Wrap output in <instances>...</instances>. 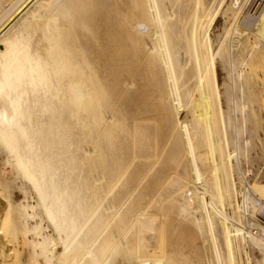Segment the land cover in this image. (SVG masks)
<instances>
[{
    "label": "bare ground",
    "instance_id": "1",
    "mask_svg": "<svg viewBox=\"0 0 264 264\" xmlns=\"http://www.w3.org/2000/svg\"><path fill=\"white\" fill-rule=\"evenodd\" d=\"M207 1L0 0V264H264Z\"/></svg>",
    "mask_w": 264,
    "mask_h": 264
},
{
    "label": "rangeland",
    "instance_id": "2",
    "mask_svg": "<svg viewBox=\"0 0 264 264\" xmlns=\"http://www.w3.org/2000/svg\"><path fill=\"white\" fill-rule=\"evenodd\" d=\"M208 1V14H212L215 10H218V5L221 0ZM233 1L235 2V0H225L224 6H222L219 11L221 12V15L219 13L220 16L218 18L219 24H217V27H215V29L211 31V40H213V42L211 41L213 45L212 50L215 47L213 50L216 57L215 60L219 58L218 55H216L217 50L222 48L223 52L226 55H229L233 61L232 65L226 66V70L223 69L224 66L221 62L216 61V63H219L216 68H218V70L221 69L219 73H222V80L227 81L228 85L233 87L235 94V108L233 110V113L232 110H230L229 117L226 118V128L231 132L233 126L236 127V131L234 132V135L232 136L229 144L230 151H236H234L236 155L233 154V162L236 167V187H238L237 189H240L239 182H242L241 179H244L243 182H246L249 187L250 185L253 186L251 189L255 190L256 193H258L260 196H263L264 43L253 34V26L255 24L254 22L252 23V21H250V17L247 18V14L248 12H250L249 8L253 5V3H256V5H259L260 3L263 4L264 0H239L236 7H234ZM234 28H236L235 30H237V33L239 32L240 35H236L234 37ZM249 30H251L252 32ZM231 36H233L234 38ZM219 65L222 67H220ZM223 108L225 110L226 106H223ZM245 141L248 143H246ZM9 193H11L13 198L15 197L13 200L16 203L21 200L20 192L11 187V185H8L7 192L5 191L3 195ZM0 209L2 210L1 206ZM249 219L255 220H249L252 223L258 222L262 226H264V220L259 216L254 219ZM11 238L13 239V241L11 240ZM4 239L6 241L8 240L7 244H12L14 248V254H12L14 258L12 257V261H7L4 264H15V261L16 264H27V258L19 255L22 249L19 245V241L14 239V236H12V234L6 235ZM16 256L19 257V261L17 258H15ZM39 263L43 264L41 259L39 260Z\"/></svg>",
    "mask_w": 264,
    "mask_h": 264
}]
</instances>
